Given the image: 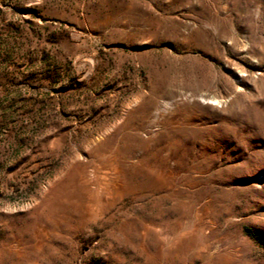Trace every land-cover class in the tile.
Instances as JSON below:
<instances>
[{
    "label": "rangeland",
    "instance_id": "374dc122",
    "mask_svg": "<svg viewBox=\"0 0 264 264\" xmlns=\"http://www.w3.org/2000/svg\"><path fill=\"white\" fill-rule=\"evenodd\" d=\"M0 264H264V0H0Z\"/></svg>",
    "mask_w": 264,
    "mask_h": 264
},
{
    "label": "bare ground",
    "instance_id": "6f19581e",
    "mask_svg": "<svg viewBox=\"0 0 264 264\" xmlns=\"http://www.w3.org/2000/svg\"><path fill=\"white\" fill-rule=\"evenodd\" d=\"M215 101V100H214ZM203 103H208V102H206V100H203ZM215 103L217 104V106H218V104H219V102L218 101H215ZM212 105V104H211Z\"/></svg>",
    "mask_w": 264,
    "mask_h": 264
}]
</instances>
